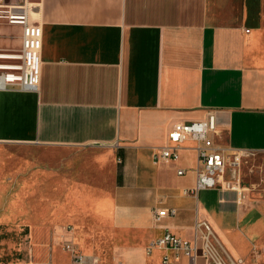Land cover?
Segmentation results:
<instances>
[{"label": "crops", "instance_id": "obj_1", "mask_svg": "<svg viewBox=\"0 0 264 264\" xmlns=\"http://www.w3.org/2000/svg\"><path fill=\"white\" fill-rule=\"evenodd\" d=\"M33 2L43 29L38 89L0 90V143L42 154L33 200L52 201L56 215L34 226L40 213L14 204L29 201L28 185L11 173L8 190L0 183V264H69V240L84 264H163L164 250L145 251L151 239L170 230L195 240L204 224L225 259L264 245L261 171L249 182L245 164L228 168V179L242 181L240 198L226 188L195 191L196 139L179 144L176 161L154 159L175 144V123L214 110L218 139L257 155L263 171L264 0ZM21 33L0 17V64L15 61ZM171 207L176 215L154 219V209Z\"/></svg>", "mask_w": 264, "mask_h": 264}, {"label": "built area", "instance_id": "obj_2", "mask_svg": "<svg viewBox=\"0 0 264 264\" xmlns=\"http://www.w3.org/2000/svg\"><path fill=\"white\" fill-rule=\"evenodd\" d=\"M24 1V3L8 4L4 0H0V7L8 8L0 10V17L6 18L9 23H19L22 28L21 45L12 55L15 61L0 64V90L16 87L24 90L38 89L43 29L36 20L37 15H31L32 11L37 13V3L30 2L31 4H28V0ZM30 8L32 9L30 10ZM219 135L218 118L214 110L209 111L203 119L177 122L169 132V138L175 144L157 150L154 153V159L155 161H176L179 158V144L189 138L196 139L199 144L197 147L198 161L194 169L197 175L195 191L201 188H226L236 191L241 198L244 186L240 177L237 176L233 180L228 179L226 173L231 167L239 169L243 152L222 143L218 139ZM178 172L182 174L185 171L180 169ZM153 214L154 219L160 221L164 217L176 215L177 208H156ZM204 228L207 233L200 235V238L195 240H189L170 230H165L162 235L149 241L145 251L150 254L155 249L164 250L163 264H173L169 252H172L173 258H187L188 264H224L222 256L210 241L209 226L204 224ZM68 230H74V227L68 225ZM25 241L30 243L28 234L25 235ZM63 247L70 254L69 264L85 263L86 254L75 240L65 241ZM31 254V249H29V256ZM2 263L24 264L17 257H12L8 261L6 259ZM41 264L53 263L47 260Z\"/></svg>", "mask_w": 264, "mask_h": 264}, {"label": "rangeland", "instance_id": "obj_3", "mask_svg": "<svg viewBox=\"0 0 264 264\" xmlns=\"http://www.w3.org/2000/svg\"><path fill=\"white\" fill-rule=\"evenodd\" d=\"M25 1H19V3H24ZM30 2H33V0H28L27 3L31 4ZM30 6V5H29ZM8 8L5 7H0V10H5ZM32 8H30L31 10ZM42 154H38L32 151H27V150H19L12 144H7V143H0V183L2 185V189H9V187L6 186L7 178H10L11 173H16L17 177L23 176V180L25 182V185L23 188V192L27 193L28 197V202H21L20 199L14 204L18 207L19 205H23V209L25 206H27V211L29 212V215H37L38 212L40 213L38 215V219L36 222H34V226H36L38 223L43 222L45 218H49L53 220L55 218V207L53 205L52 201H44L42 203H39L36 200V179H35V171L37 167V158L40 157ZM247 154L243 153L242 154V162L240 166L244 165V168L246 171H248V174L250 175L248 181H259L260 177V171L263 173V182L260 179V183L264 186V169L262 171L261 165L258 160L259 158L257 155H250L245 157ZM51 156V155H47ZM248 158V160H244ZM256 162V163H255ZM256 180V181H255ZM249 181V182H250ZM34 199V200H33ZM42 204L44 206H42ZM43 209L44 212L39 211ZM47 225L49 228L56 227V223L51 220H46ZM29 223V222H28ZM30 224V223H29ZM64 226H68L66 223L62 224ZM71 225V224H69ZM221 257V256H220ZM223 258V257H222ZM235 261L231 262L230 259H225L223 258L222 261L224 264H264V245H256L253 249V252L251 253L250 256L247 258H236L234 259Z\"/></svg>", "mask_w": 264, "mask_h": 264}, {"label": "bare ground", "instance_id": "obj_4", "mask_svg": "<svg viewBox=\"0 0 264 264\" xmlns=\"http://www.w3.org/2000/svg\"><path fill=\"white\" fill-rule=\"evenodd\" d=\"M31 15H37V13H34L33 11H32V14ZM223 264V263H222Z\"/></svg>", "mask_w": 264, "mask_h": 264}]
</instances>
